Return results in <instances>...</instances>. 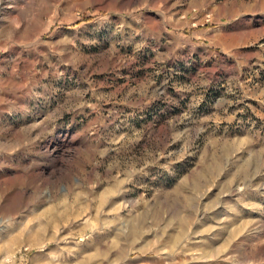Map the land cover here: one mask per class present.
I'll return each mask as SVG.
<instances>
[{"label": "rangeland", "instance_id": "1", "mask_svg": "<svg viewBox=\"0 0 264 264\" xmlns=\"http://www.w3.org/2000/svg\"><path fill=\"white\" fill-rule=\"evenodd\" d=\"M0 264H264V0H0Z\"/></svg>", "mask_w": 264, "mask_h": 264}]
</instances>
